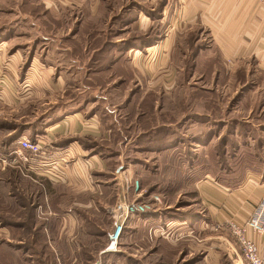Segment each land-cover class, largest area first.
<instances>
[{"label":"crops","instance_id":"0c3cea01","mask_svg":"<svg viewBox=\"0 0 264 264\" xmlns=\"http://www.w3.org/2000/svg\"><path fill=\"white\" fill-rule=\"evenodd\" d=\"M154 1L138 0L134 9L125 7V21L130 16L134 21L130 26H138L141 32L154 27L157 30L152 44L128 46L126 58L133 52L156 55L166 50L167 57L173 61L167 73L176 74V82L163 77L152 82V87H163L164 91L189 85L195 92L187 99L170 100L182 109L173 114L176 120L173 126L161 122L165 116L159 115L156 109L169 99L166 103L158 97L146 99L145 95L155 89L147 90L142 97L146 81L145 85L140 81L123 101L113 98L114 91L126 84L115 80L103 88L77 85V90L85 91L76 100H69L65 94L58 93L67 89L62 75L54 83L32 80V73L36 74L34 56L29 59L26 78L22 80L18 73L20 53L9 57L4 67L0 66V264H116L115 254L105 253V243H95L97 239L93 237L103 235L101 231L98 234L103 214L109 216V209L118 201L132 200L129 183L136 178L153 186L168 187L174 184L171 182L175 178L180 185L187 177L188 185L196 188L211 225L229 220L244 223L264 200V172L260 169L236 184V188H228L212 177L209 166L200 169L196 163L181 161L184 153L196 154L200 149L209 153L223 138L228 145L230 130L233 137H239L246 129L244 124L260 119L264 108L260 112L256 106L260 103L264 106V6L257 0ZM110 3L117 7L115 2ZM93 6L100 9V0ZM123 8L120 5V10ZM176 26L198 31L193 41L197 51V64L193 67L184 65L188 52L181 56L176 53L177 35L173 36ZM0 46L1 55L7 43ZM212 56H219V67L211 66L208 59ZM115 66L93 74H110ZM186 70L191 73L189 77ZM183 74L188 81L180 84ZM197 74L210 88L191 84ZM203 74L212 81L206 82ZM42 87L52 92L50 99L41 104L46 108L39 112L33 97ZM90 90L95 95L87 97L85 92ZM197 91L208 95L211 92L214 105L210 98H204ZM144 105L154 106L156 114H146ZM256 113H260L257 118ZM154 116L158 124L150 130L146 126L149 117ZM254 127L258 135L264 136V123ZM26 139L40 144L44 155L32 157L23 150L20 142ZM187 144L191 146L188 150ZM262 151L263 148H258L259 154ZM257 158L264 164V157ZM151 159L158 164L154 170L149 165ZM12 160L21 161L15 165ZM260 162H257L259 166ZM181 170L187 175L179 173ZM162 215L163 211L149 213L142 220L148 222L149 217L162 218ZM197 218L204 221V217ZM171 223V228H186L184 221ZM132 226L133 222L128 221L125 232ZM249 236L264 247V237L251 232ZM130 239L126 238L125 249H132L130 253H134L137 245L129 242ZM144 247L143 242L141 254L145 252ZM10 250L19 253L11 255ZM87 250L97 254L95 260L94 254L86 257ZM130 258H126L130 264H147L144 257L139 260L130 255Z\"/></svg>","mask_w":264,"mask_h":264},{"label":"rangeland","instance_id":"374dc122","mask_svg":"<svg viewBox=\"0 0 264 264\" xmlns=\"http://www.w3.org/2000/svg\"><path fill=\"white\" fill-rule=\"evenodd\" d=\"M97 1L0 0V44L7 43L6 48L1 51L0 66L4 67L5 61L9 57L20 53V57L17 56L18 67H20L18 73L22 80L26 78L25 72L28 70L29 59L34 56L36 65L33 71H36V74L32 73V80L39 83H54L58 80L56 78L62 75V82L64 81L67 89H64L65 91L58 90V93L65 94L64 97L66 96L69 100H76L80 93L85 91L83 89L77 90V85H84L86 88H103L108 82L114 80L117 83H125L126 85L122 89L114 91L115 95L113 97L116 100L123 101L128 98L130 90L134 89L133 91H135V86L140 81H143V85H145V81L148 82L147 86L145 85L144 87V91H142V97L144 93H147V90L155 89L152 87V82L157 81V79L169 77L171 81L176 82V74L167 73L168 66L173 61L170 56L167 57L168 53L166 50L162 51V53L157 52L156 55L150 54V52H144L141 55L140 52L139 55H135L134 52H130L132 53L131 56L126 58V48L128 46L140 47L142 44H152L155 36H157L156 27L154 29L148 28L147 31L141 32L138 26H130L134 23L131 16L129 20L126 19L125 21L124 17L127 13L125 7L128 8L130 6V8L134 9L135 2L138 0H125V2L124 0H100V9H94L93 4ZM110 1L112 3L115 2L117 7L111 4ZM155 2L153 0V3ZM122 4L124 8L120 10V5ZM157 10L158 8L153 15L154 18L157 17ZM175 28L173 36L177 35V38L175 37L177 39L175 42L176 53L181 56L182 53L188 52L184 65L186 68L193 67L197 64V51L196 47L193 48V41L198 37V31L187 29L188 27L186 26H176ZM149 38H153L152 41ZM206 38L209 40L208 37ZM208 40H206V43L209 42ZM208 60H210L211 66L219 67L221 64L219 56H212ZM181 61L183 64V59ZM114 63L116 66L113 65ZM111 66H115V71L110 74L107 72L93 74L96 71L108 70ZM51 71H53L52 74H46ZM190 74L186 70L187 77ZM199 75H196L191 84L200 88H210L209 84L206 85V83L199 80L201 79ZM183 76L184 74L180 79V84L188 81V78L184 80ZM202 76L206 79V82L212 81L211 79L209 81L205 74ZM185 87L180 90L165 88V92L162 91L163 87H156L157 89L145 95L146 99L158 97L164 100L165 103L169 99V102L156 108L159 115L165 116L164 119L160 120L167 126H173V122H176L173 114H178L180 109V106L172 105L170 100L187 99L195 93L194 91L192 92L189 85ZM168 89H170V92H168ZM51 92V90H45L43 87L37 90L33 97L36 100L33 103L36 104L35 106L39 112H41V109L46 108V106L42 107L41 104L46 102V98L50 99ZM197 93L202 94L204 98H210L209 101L214 105L212 101L214 96L211 92H209L210 95L204 91L202 93L197 91ZM85 95L90 97L95 94L90 90L86 91ZM217 98L218 96H215L216 100ZM7 108L11 109L9 106ZM142 108L148 115L156 114L154 106L144 105ZM263 108L264 106H261V103L256 106V109L260 112H262ZM187 109L188 106L186 107ZM198 109L201 110V107H198ZM186 112L187 114L189 113L188 111ZM257 115H260V113H256V118ZM149 121L146 127L150 130L158 124L155 116L154 118L149 117ZM261 123H264V110L256 123L250 121V124H244L246 129L244 134L239 137H233V131L230 130L228 145H225L227 139L223 138L216 143L209 153H203L202 149L196 154L184 153L181 156V161H188V163L194 165L196 163L200 169L209 166V172L212 177L223 186L232 185L233 187L237 183H242L250 174L256 173V169L264 172V164L257 158L263 159L264 157V136L258 135L259 132L254 127L256 124ZM167 126L166 128H169ZM247 126H250L251 129H247ZM21 143L22 141L20 146ZM186 146L188 147L187 150L191 147L189 144ZM258 148H263L262 154H259ZM30 155L32 157H42L44 151L37 156L32 153ZM23 159L28 161L27 157H23ZM23 159L22 161H24ZM20 161L12 160L15 165L19 164ZM256 161L260 162L261 165L259 166ZM149 165L154 170L156 169L154 165L157 166L158 164L151 159ZM258 166L260 168H257ZM179 173L187 175L185 170H181ZM174 174L176 175L177 172ZM175 179V181L172 180L171 182L174 184L168 185V187L153 186L151 183L146 181L144 183V180L138 178L133 179L132 183H129L130 185L128 184L131 187L132 200H121L116 202V204L119 202L131 203L136 200L149 202L152 195H158L162 204L154 209L157 212L163 211L164 215H162V218L151 216L148 218V222L142 220L145 216H141V218L139 216L132 217L130 219L133 222V228H130L132 230L128 229V231L124 232L117 252L108 254H115L113 259L116 264H130L126 260V258H130V255L134 259L139 260L141 259L140 257H144L143 261L147 262V264H191L194 262H198L196 264H214L213 262L235 264L241 253L239 245L230 230L223 227L224 224L211 225L206 208L202 204L200 197H198L196 188L191 186L192 184L188 185L189 179L187 177L186 180L181 181L182 183L179 181L181 188L179 184H176V182L178 183V178ZM136 181L140 183L142 193H146L144 198L133 194L132 187ZM182 184L184 185L182 186ZM165 187L167 188L165 189ZM197 217H204V221H200ZM191 220L195 221L191 223ZM177 221L186 222L184 226L186 228H183L184 230L176 227L171 228V222ZM98 224L100 225L98 234L101 231L103 235H93V238L94 240L97 239L95 243L103 241L105 243L104 246H106L108 233L113 227L112 219L107 214H103ZM196 224L200 226H196ZM88 229H93V227ZM93 230L90 232H93ZM93 238L92 241H94ZM126 238H131L129 242L136 243L137 251L130 253L132 249H125ZM143 242L145 244L143 248L145 251L143 253L145 254L144 256L139 252L140 245ZM10 251L11 255L14 253L15 256L19 253V251ZM154 253L155 256H153ZM0 254L2 255L1 250ZM92 254H94L93 251H85L86 257H91ZM96 256L97 254L95 253L93 255L94 260ZM146 257L149 258L146 259ZM203 260H205V263Z\"/></svg>","mask_w":264,"mask_h":264},{"label":"built area","instance_id":"2783aa9c","mask_svg":"<svg viewBox=\"0 0 264 264\" xmlns=\"http://www.w3.org/2000/svg\"><path fill=\"white\" fill-rule=\"evenodd\" d=\"M264 6V0H257ZM22 149L29 151L33 155H40L42 147L38 143H34L28 139L21 143ZM135 196L144 198L146 193L140 190V183L135 182L132 187ZM162 204L158 195H152L149 202H119L109 209V216L112 219V230L108 233V245L104 250L105 253H115L120 246L121 239L124 235L126 224L132 217H143L150 212H157L154 208ZM230 230L232 236L236 239L241 255L235 264H264V247H260L258 243L251 239L249 233L264 237V200L261 201L251 215L244 223H238L233 220L226 221L223 225Z\"/></svg>","mask_w":264,"mask_h":264},{"label":"trees","instance_id":"16d2710c","mask_svg":"<svg viewBox=\"0 0 264 264\" xmlns=\"http://www.w3.org/2000/svg\"><path fill=\"white\" fill-rule=\"evenodd\" d=\"M14 139V138H13ZM13 139H11V140H13ZM238 184V183H237ZM228 188H236L237 186H236V184L232 187V185H230V186H227ZM107 245H108V239H107ZM107 245L105 246V248H104V250L106 249V247H107ZM108 254V253H107Z\"/></svg>","mask_w":264,"mask_h":264}]
</instances>
